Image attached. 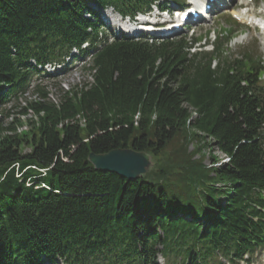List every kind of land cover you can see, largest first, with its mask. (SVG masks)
Masks as SVG:
<instances>
[{
  "label": "trees",
  "instance_id": "trees-1",
  "mask_svg": "<svg viewBox=\"0 0 264 264\" xmlns=\"http://www.w3.org/2000/svg\"><path fill=\"white\" fill-rule=\"evenodd\" d=\"M152 3L0 0L1 113L73 50L92 77L58 103L37 88L21 133L0 119V264H219L264 249V65L249 50L227 56L229 31L192 53L196 39L100 30V10ZM189 141L228 161L206 165ZM118 148L153 166L127 179L89 161Z\"/></svg>",
  "mask_w": 264,
  "mask_h": 264
},
{
  "label": "rangeland",
  "instance_id": "rangeland-1",
  "mask_svg": "<svg viewBox=\"0 0 264 264\" xmlns=\"http://www.w3.org/2000/svg\"><path fill=\"white\" fill-rule=\"evenodd\" d=\"M250 1V0H249ZM258 9L256 10L257 13H261L264 7V0H258ZM111 16L110 13H108ZM229 13H222L221 15H216L208 22H204L197 26H193L190 31L186 32L187 36L183 37H201L202 41L200 45H207V49H211L212 42L216 40L218 34L223 32V29L226 27H230V19ZM238 32L237 38L233 40L229 46V55H236L242 52L247 47L249 48L252 46V51L257 55L259 53L263 54L264 58V44L261 40L257 39L259 30L258 28H249L248 30L245 27L238 23L233 24ZM241 28V29H239ZM233 29V28H232ZM242 32V33H240ZM240 34H243L244 40ZM205 35L207 37H205ZM257 36V37H256ZM262 38V36H261ZM72 59L66 60L63 66L59 67H48L46 68V73H43L40 76L33 77L32 82L26 89L25 93L20 94L18 97L13 98L10 100L9 103L3 105L4 113L0 112V119L4 120L5 123L13 122L15 119H19L23 122V127L18 125L16 132L21 133L24 130H27L29 126L27 122L29 119L34 117L33 111L30 109V105L40 101V96L37 88L43 89L44 92L48 95V98L53 103L60 102L62 96L68 90L72 89L76 86H82L85 83H89L92 81L91 72L87 69V61L83 60V58L78 57L79 54L77 51L73 52ZM24 110L28 111L27 115L22 114ZM182 137L178 138L181 142ZM206 143V142H205ZM178 143L177 145H179ZM201 146V152H197L195 155L197 158L203 157L204 163L208 166L212 165L213 158L212 155L216 156L222 162L223 159L226 158L224 154L218 152L210 146H205L202 143H196L189 141L188 150L191 151L198 146ZM204 145V146H203ZM28 151V149H26ZM152 166H153V159ZM151 166V167H152ZM217 260L222 264H231L228 260L221 259L220 256L217 257ZM161 264H166V261L163 258H160ZM237 264H264V251L257 250L253 256L245 257L244 261H240Z\"/></svg>",
  "mask_w": 264,
  "mask_h": 264
},
{
  "label": "water",
  "instance_id": "water-1",
  "mask_svg": "<svg viewBox=\"0 0 264 264\" xmlns=\"http://www.w3.org/2000/svg\"><path fill=\"white\" fill-rule=\"evenodd\" d=\"M89 161L97 170L117 173L127 179H138L152 166L150 154L130 148H118L104 154L91 153Z\"/></svg>",
  "mask_w": 264,
  "mask_h": 264
},
{
  "label": "bare ground",
  "instance_id": "bare-ground-1",
  "mask_svg": "<svg viewBox=\"0 0 264 264\" xmlns=\"http://www.w3.org/2000/svg\"><path fill=\"white\" fill-rule=\"evenodd\" d=\"M199 2H202L203 4H206L205 7H204V9H203V11H205V13H206L207 11H210V10H217L218 7H222V6H224V5H226L227 7L230 5L228 2L223 4V2H226V0H219V2L221 3L220 5H219L215 0H199ZM239 4H240V5H245V6L248 7L246 0H242ZM237 6H238V5H237ZM206 9H207V10H206ZM227 9H228V8H227ZM239 15L242 17L243 20L245 19V17H246L247 15H249V16H253L254 18H257V17H258V14L254 13V10H251V9H249V10L247 11V13H244V14L239 13ZM262 15H263V17H264V9H263V13H262ZM262 21H264V20L262 19ZM253 24H254V23H253ZM106 26H107V25H106ZM261 34L263 35L262 39H264V28H263V32H262ZM130 149H132V148H130ZM133 150H134V149H133ZM149 170H150V169H149ZM149 170H148V171H149ZM148 171L146 172V174L148 173ZM144 175H145V174H143L142 176H144ZM142 176H141V177H142ZM139 178H140V177H139Z\"/></svg>",
  "mask_w": 264,
  "mask_h": 264
}]
</instances>
